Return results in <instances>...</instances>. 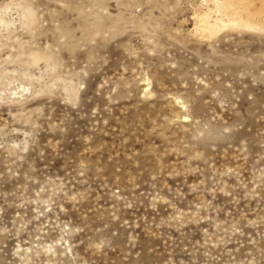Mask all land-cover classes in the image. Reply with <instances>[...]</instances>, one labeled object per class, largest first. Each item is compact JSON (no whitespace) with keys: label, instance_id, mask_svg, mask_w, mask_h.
<instances>
[{"label":"rangeland","instance_id":"obj_1","mask_svg":"<svg viewBox=\"0 0 264 264\" xmlns=\"http://www.w3.org/2000/svg\"><path fill=\"white\" fill-rule=\"evenodd\" d=\"M212 0H0V264H264V30Z\"/></svg>","mask_w":264,"mask_h":264},{"label":"bare ground","instance_id":"obj_2","mask_svg":"<svg viewBox=\"0 0 264 264\" xmlns=\"http://www.w3.org/2000/svg\"><path fill=\"white\" fill-rule=\"evenodd\" d=\"M196 26L208 37L228 26L264 30V0H212Z\"/></svg>","mask_w":264,"mask_h":264}]
</instances>
